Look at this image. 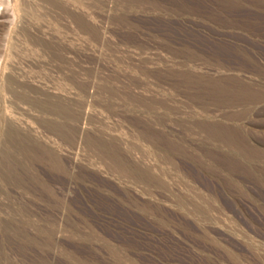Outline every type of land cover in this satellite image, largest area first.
<instances>
[{"label": "rangeland", "instance_id": "obj_1", "mask_svg": "<svg viewBox=\"0 0 264 264\" xmlns=\"http://www.w3.org/2000/svg\"><path fill=\"white\" fill-rule=\"evenodd\" d=\"M0 264H264V0H0Z\"/></svg>", "mask_w": 264, "mask_h": 264}]
</instances>
